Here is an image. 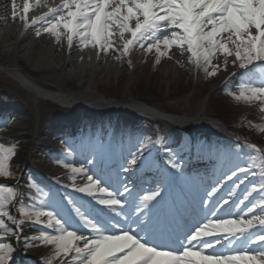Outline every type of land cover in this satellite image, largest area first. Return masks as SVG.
Listing matches in <instances>:
<instances>
[{"label":"snow or ice","instance_id":"snow-or-ice-1","mask_svg":"<svg viewBox=\"0 0 264 264\" xmlns=\"http://www.w3.org/2000/svg\"><path fill=\"white\" fill-rule=\"evenodd\" d=\"M39 3L37 0L36 6ZM29 11L30 5L25 3L26 26ZM12 12L11 18L15 19L17 9L13 7ZM48 13L50 18L32 21L33 25H41L36 27L35 35H50L54 42L63 37L69 49L75 40L80 51L95 48L98 55L101 52L106 55L109 50L116 52L113 37L118 36L123 51L117 55L128 56L134 46H139L145 54L154 52L158 64L161 58L169 59V49L175 48L181 54L189 53L187 63L203 68L208 77L215 76L218 70V66L211 63L214 57H222L225 65L229 57H234L232 66L244 70L245 78L234 93L227 94L237 103L258 104V111L264 114V0H63L58 7L49 8ZM126 35L131 39L125 40ZM250 127L264 132V124ZM253 151L261 150L254 147ZM15 155L14 147L0 144V179L13 178L10 162ZM135 163L133 160L132 164ZM260 169L264 172V156L260 158ZM68 171L87 178L85 187L73 191L94 198L96 204L112 211L124 207L112 191L101 186L83 168L68 166ZM251 171V167L242 169L244 173ZM234 179L235 176H229L225 183ZM29 187L36 191L34 185L29 184ZM221 187L211 195L216 196ZM256 193L264 196V186L250 188L248 199ZM158 195L143 197L144 210ZM19 196L12 187H0V242L6 241L9 235H18L4 218L21 230L25 224L48 229L51 234L40 232L26 244V247H50L51 254L45 264H264V201L245 209L237 218L214 221L210 214L180 242L182 246L176 251L149 243L144 235H134L135 228L118 234L108 233L79 207L73 212L91 235L68 227L52 210L22 206L18 215L14 214L10 206L13 202L18 204ZM247 202L239 207L243 208ZM230 203L225 200L219 207L225 208ZM254 228L261 229L259 235ZM217 238L227 241V247H235L239 241L246 247L238 254H214L213 250L220 248ZM248 245L260 248L249 254ZM14 252L12 244L0 243V264H12Z\"/></svg>","mask_w":264,"mask_h":264},{"label":"bare ground","instance_id":"bare-ground-1","mask_svg":"<svg viewBox=\"0 0 264 264\" xmlns=\"http://www.w3.org/2000/svg\"><path fill=\"white\" fill-rule=\"evenodd\" d=\"M62 2L63 0H40L39 6H36L37 0H0V74L5 77H11L15 81V83L17 82L21 86L29 89V91H31L32 93V99L37 103L40 104L42 100H47L51 102V104L58 103L66 105L74 103L83 105V103H87L88 105L93 106L104 105L103 99L97 96L96 93L93 92V90H97L99 92L105 82L113 81V77L116 74L120 73V71L116 67L119 63L126 69L134 66L133 72L136 75L139 72L138 78L136 79L147 84L148 77L146 76L151 73L150 71L152 70V74H157V69L161 68L165 64V62L168 61L165 58H161L160 62L158 64H155L154 69L152 68L154 64L150 68L148 60L150 59V57L154 56L153 58H156V56L154 52L149 51L148 54H145L144 52L142 54V57H139V59H141L140 65L139 63L136 64L137 58L134 54L137 50L143 49V47L139 46H134L128 56L117 55L118 53H122V42L120 41L118 36L113 37V47H115L116 52H112L111 50H109L111 52V55L105 58H102L103 52L98 55L95 48H85L83 51L78 50L75 40L73 41L72 48L69 49L63 37L59 40V42H54L53 38L47 34H41L39 37H37L35 35V29L36 27L41 25H33L32 21H37L41 18H50L48 9L56 8ZM25 3H28L30 5V11L27 16L28 26L25 25L23 17V7ZM13 7L17 9V12L15 13V19L11 18L14 15L12 12ZM128 36L129 35L125 36V40L128 39ZM129 39H131V37ZM146 43L147 42H145V44ZM168 56L170 57V61L172 60L173 62H177V68L175 67L176 70L180 69L179 67L182 68V70L184 71V74H182V76H190L192 77L191 79L193 81L195 79L198 82L204 83L202 92H205V90L208 89L209 85H212L211 89L213 88L215 91H218L217 96L220 95L219 97H221V92L226 94V98H228V106L230 107V109L237 113L239 112L238 114L247 115V119H252L257 126L264 124V114L258 111V104L248 106L243 103H237L233 101L227 94L228 92L234 93L242 78L244 77L243 70L239 69V67L232 66L235 62L234 57H229L226 65L223 63L222 57H220L219 55L214 57L211 63L213 65H217L218 70L215 76L208 77L206 76L203 68L198 69L195 66L187 63L189 58L185 53L181 54L175 48H171L168 51ZM173 62H170L172 68L174 67ZM95 64L99 65L100 67L96 69L94 67ZM189 65L193 67V72L189 70ZM153 70H156V73ZM209 71H211V68H209ZM156 76H158V74ZM132 82H135L134 77L132 79ZM69 85L74 87H76L75 85H77L81 90H84L87 86L93 87V89L92 91L84 90L79 95L68 94L65 93L64 90ZM112 108V110L122 113V115L128 117H130V115L132 114L141 115L158 121L162 124L164 131L183 126H197L204 130L207 129L225 134V130L220 126H217L212 120L213 116H216V114L213 115V112L207 108L198 114H195V111L192 109L184 116H166L156 109L145 105H140L134 102L132 99L125 102L123 105H112ZM13 113L22 114V110H20L19 108H14ZM131 118L133 117L131 116ZM22 125L23 121L18 122L16 125H11L5 121L0 122V129H7L9 132L12 131V133H16L20 130V127ZM14 130L16 131L14 132ZM87 130L90 131L91 129L85 128L84 131ZM128 130L130 134L136 131L135 138L133 136H129L128 138V131L125 129V131H122V135H125V132L126 135L122 136V139H119L118 137V143L121 141L125 142L127 150H129L130 153L134 149H137V147H142L141 150L146 151L149 147V140L151 138L149 132L145 129L136 130L129 128ZM78 133L79 134H76V137H74L76 139L75 142L79 143V150L84 153L83 147H85L84 144H86V139L89 137H91L92 139H96V134H85L83 131H78ZM262 133L263 132H260L259 134L261 135ZM230 136H236L235 132H233V134L230 133ZM147 138L149 140H147ZM100 141L101 140L99 139V141L97 142ZM71 145L72 142L65 143V146H69V148H71ZM88 149L94 154L93 147L88 146ZM48 151L49 155L45 156L46 158L50 157L54 161H62V163L66 166L63 168L54 166L56 169H51L46 162L43 163L44 159H42L40 177H42L43 180L49 181L55 186H60L62 189H64L65 187L64 190L67 191H73L74 188L85 187L87 180L86 177H82L80 174L71 173L68 171V166L78 167V165L82 164L85 160V156L80 157L79 155H63L62 153H59V151ZM84 151H88L86 147ZM141 153L142 152L137 155H140ZM128 155L131 156V154ZM218 158L211 157L210 159L214 161L218 160ZM205 162L210 163V160L208 158L207 160H204V165L202 166H205ZM256 167H260V163ZM128 169L135 175L139 176H141L143 172V169H140L138 167H129ZM206 170H208L207 172H211L210 164L206 163ZM144 172L147 173V170H145ZM59 174L61 175V177L58 176ZM89 174L92 175L91 172H89ZM93 178L97 179L102 186V180L97 178V176H93ZM224 179L225 174H223L217 182L221 183L222 180L224 181ZM228 182L225 183L224 181L223 184L224 187L225 184L227 185L225 187L227 189L225 193L227 192V194H229L236 188L233 183L228 186ZM260 182L263 181L253 180L251 185H258ZM250 183L248 184V186L250 185ZM248 188L246 186L243 190L242 198L245 196ZM73 192L78 193V199H76L77 202L80 206H83L91 216L101 217L108 220L109 222L115 221V216H113L112 210L96 204L95 199L92 197L85 196L79 191ZM238 192H242V189H240V187L238 188ZM256 198L264 200V196H261L260 193H258L254 197V199ZM197 199L202 200V197H198ZM59 203L60 201H58V199L54 197L53 201L48 205H45L43 207L32 205L31 207L39 208L42 210H52L53 212L56 211V213L54 214L57 215L58 210L60 211ZM133 204H135V201L131 202L130 200H128L127 202H125L123 208L127 209ZM249 205H251V202ZM64 208L68 209L67 206ZM123 208H116L115 211L117 209H120L121 211L123 210ZM244 211L245 209L240 212H237L235 210L226 212L225 214L218 216L215 221H219L221 219L237 218L241 216ZM260 211L261 210L258 209V212ZM253 215L255 216L256 214ZM174 217L175 215H173V218ZM205 220L207 219H199L201 223ZM73 229L77 232L91 235V233H88L87 229L84 227ZM102 229L111 234H118L122 230H128L125 226H120L116 230L107 229L102 226ZM11 230L18 233V235L15 237L11 236V240L17 247L20 248V251L27 248L29 249L27 255L20 256L22 264H40V261L49 258L51 254L50 247H26V244L32 242L30 238L36 236L38 233L48 232L49 234H51L48 229H43L39 226H29L28 224H25L22 230L16 228L13 225L11 227ZM253 231L257 235H259L261 229L254 228ZM7 240H9V237H7L6 241ZM217 240L221 244H224V247L213 251L214 254L216 252H219L220 254H238L241 249H244L246 247L244 242L239 241L237 242L235 247L229 249V247H226L227 241L221 242L220 238H217ZM6 241L0 243H5ZM259 248V245H248L247 252L249 254L254 253L257 252ZM56 264H59V262H56Z\"/></svg>","mask_w":264,"mask_h":264},{"label":"rangeland","instance_id":"rangeland-1","mask_svg":"<svg viewBox=\"0 0 264 264\" xmlns=\"http://www.w3.org/2000/svg\"><path fill=\"white\" fill-rule=\"evenodd\" d=\"M121 50L123 51L122 47ZM143 53V49H139L135 52L134 55H136L137 58L136 64L139 63L140 65L141 59H139V57H142ZM184 53L190 59L189 53L186 51ZM110 55L111 52L109 51L106 55L103 54L102 58ZM153 57L154 56L150 57L148 63L150 68L154 64L152 67L154 69L156 58ZM166 60L168 61H166L161 68L157 69L158 76H156L157 74H152V70L150 71V76H146L148 77L147 84L136 79L138 78L139 72L137 75L133 72L134 66L126 69L122 67L120 63H117L118 65L116 67L120 73L113 77L112 82H105L99 92L97 90H93V92L103 100L110 98L117 102L125 103L132 99L137 103L143 102L142 105L152 107L164 115L184 116L192 109L195 111V114H198L207 108L213 112V115L216 114L212 119L227 123L235 132L242 134L253 143L260 142L264 147V132L260 135L259 131L250 127V125L255 124L252 119H247V115L238 114L239 112L237 113L230 109L227 101L228 98H226L225 93H220L222 98L219 97L220 95L217 96L218 91H215L213 88L212 90V85H209L208 89L202 92L204 83L198 82L195 79L193 81L190 76H182V74H184L182 68L179 67L180 69L176 70L177 62L170 61L169 59ZM170 62L174 63L173 68ZM94 67L98 69L100 66L95 64ZM188 67L191 72L194 71L191 65ZM153 71L156 73V70ZM133 77L135 82H132ZM7 78L8 77L0 74V108H6L7 110L11 109L13 112L14 108H19L22 110V114L11 113L13 114L11 118L7 117L3 119L2 122L6 121L10 122L11 125H16L18 122L23 121V125L16 133H12V131L9 132L7 129H0V144H3L5 147H14L16 149V155L10 162V172L13 178L0 179V187H12L20 194L18 197V204L17 202H13L10 206L14 214L18 215L19 207L32 205L41 207L46 204L43 200L44 191L38 193L29 187V184L34 185L35 188L38 187L36 183V177L38 176L34 175L33 172L41 169L42 159H44L43 163L46 162L51 169H56L54 164L59 166V168H63L60 166L63 164L62 161H54L50 157L46 158L45 156L49 155L48 150L52 152H67V149L60 147L61 143L55 141L56 137L73 132L77 126H83V124L80 112L74 114L69 113L59 106H53L45 102L39 104L33 101L30 94L23 93L19 89L9 85ZM75 86L76 87L69 85L64 92L79 95L84 90L92 91L93 89V87L87 86L84 90H81L77 85ZM94 114L95 113L90 112L87 117H85V119L87 118L86 125L92 128V132L98 135L109 134L108 128L110 127L108 123L110 122L111 115L108 112L104 115ZM111 114L116 120L115 124L118 126L122 125V127L128 131L127 133H129V128L136 130L145 129L151 135L150 140L147 138V140H149V150L143 155L144 157L138 158L135 166H141L148 152L154 151V147L152 146L158 144L160 141L163 142L164 147L171 157L169 159L175 168L179 169V171H183L190 165H194V161L197 158L194 154H198V151H204L203 147H206L204 143H208L209 145L213 143V139L210 136L212 135L211 132H209L208 135V133H204L206 131L188 129L180 132L179 129H172L167 133V136H165V131H163V126L160 122L139 121L134 117L130 118L124 116L122 113L116 111H112ZM15 131L16 130H14V132ZM197 132H203L205 135L198 134ZM129 135H132V133H129ZM197 144H202L199 150H196L198 149L196 148L198 147ZM221 152V150H218L216 153L221 154ZM245 153V151L242 153V159H244V161L253 160L254 156H251L249 152ZM260 158L261 157H259L257 161H260ZM58 176L61 177L60 174ZM15 181L19 182L17 186L13 185ZM32 193L35 197L30 195ZM37 200L41 202L38 204L36 203ZM257 203L259 202L255 201V204ZM4 219L5 223L11 228V222L7 221L6 218ZM8 237L9 240H7L6 243L12 244L15 248V252L12 256V264H22L20 256L27 255L29 249L27 248L20 251V248L11 240V235ZM47 259L48 258L42 260V264H45Z\"/></svg>","mask_w":264,"mask_h":264}]
</instances>
